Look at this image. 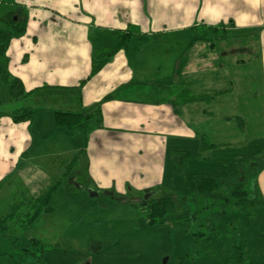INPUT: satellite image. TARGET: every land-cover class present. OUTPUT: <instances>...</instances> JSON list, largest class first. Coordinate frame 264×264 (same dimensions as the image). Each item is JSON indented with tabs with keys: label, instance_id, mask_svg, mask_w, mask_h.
<instances>
[{
	"label": "crops",
	"instance_id": "1",
	"mask_svg": "<svg viewBox=\"0 0 264 264\" xmlns=\"http://www.w3.org/2000/svg\"><path fill=\"white\" fill-rule=\"evenodd\" d=\"M10 7L6 19L20 12L24 31L0 55V75L18 80L25 93L68 90L64 111L98 106L100 117L86 135L66 130L49 143V176L44 154L34 150L37 113L31 109L19 122L14 113L1 117L0 188L16 175L20 159L21 189L30 200L57 184L50 202L78 162L93 194L183 191L176 187L173 152L188 154L197 168L209 159L225 165L232 145L218 138L223 130L236 134L233 121H240V143L250 158L264 154V0H12ZM218 31L224 35L216 37ZM120 34L129 38L117 48ZM95 64L102 65L93 72ZM182 92L207 99L174 103ZM78 138L81 146L72 144ZM202 142L214 147L201 151ZM244 157L229 163L237 166ZM261 175L264 169L256 179ZM256 184L264 199V180ZM67 191L70 205L75 198ZM0 260L12 261L5 253Z\"/></svg>",
	"mask_w": 264,
	"mask_h": 264
},
{
	"label": "rangeland",
	"instance_id": "2",
	"mask_svg": "<svg viewBox=\"0 0 264 264\" xmlns=\"http://www.w3.org/2000/svg\"><path fill=\"white\" fill-rule=\"evenodd\" d=\"M11 2L0 0V31H9L5 15L12 10ZM12 16L20 21V12ZM222 35L223 31L215 34L216 37ZM1 75L0 118L12 116L26 105L37 113L32 128L34 150L39 146L40 155L44 154L43 175L49 176L51 167L47 160L53 152L49 143L56 144L57 135L66 132L54 126L52 115L55 111L68 109L67 97L65 93H54L51 98L38 94L16 100L8 95L9 87L1 81ZM232 125L236 126V134L223 130L218 138L222 143L232 145L230 152L224 151L223 159H220L225 165H214L213 159H209L197 168L191 161H185L183 168L177 170L178 189L190 193L196 173L205 172L210 177L231 175L236 172V165L229 163L232 157L245 156L239 162L250 158L246 145L240 143V121H233ZM42 141L44 146L40 144ZM74 143L81 146V138ZM15 164L18 169L16 175L6 178L0 188V219L8 214L12 216L0 226V254L5 253L12 260L11 264H264V207L254 210L238 209L234 205L223 207L224 193L221 190L219 197L207 202L208 208L197 215L187 231L169 224L148 225L140 207L135 206L145 198V194L133 192L122 197L109 196L106 191L93 194L94 188L79 162L52 196L49 202L51 213L40 211L36 219L24 228L22 225L27 216L33 214L40 203L27 198L21 189L23 160L19 159ZM53 172L59 174L56 170ZM29 178L26 175V179ZM253 180L248 179L245 190L254 189ZM256 180H264V175ZM64 190L75 198L70 205L64 200ZM160 190L155 188L151 197L158 198L171 192ZM192 234H199V237ZM30 238L39 241L43 254L38 251L40 247L29 246Z\"/></svg>",
	"mask_w": 264,
	"mask_h": 264
},
{
	"label": "trees",
	"instance_id": "3",
	"mask_svg": "<svg viewBox=\"0 0 264 264\" xmlns=\"http://www.w3.org/2000/svg\"><path fill=\"white\" fill-rule=\"evenodd\" d=\"M7 24L11 25V30L7 32L0 31V55L4 53L10 38L13 35H18L24 31V26L21 22L18 20L15 21L11 15L8 19H6V25ZM128 38L129 36L127 34H120L118 36L117 48L124 47ZM101 65L95 64L93 72H96ZM1 73L2 80L9 87V95L15 99L19 97L26 98L29 95L38 94H41L45 98H51L54 93H65L64 95L66 96L68 92V90L65 89L42 88L25 93L18 80L9 81V77L3 71H1ZM204 99L206 100L207 98L192 97L189 96L187 92H182L176 97L174 103H192ZM97 107L98 106L94 109L85 110L79 113L55 111L54 124L59 128L67 130L68 132H77L79 134L86 135V133H88L92 128V125L99 122L98 119L100 117V113ZM17 112L18 114L14 113L12 116L14 122L28 120L32 111L31 108H22ZM212 147L214 146H208L202 142L200 150L204 151ZM172 159L177 167V170H181L185 161L188 160V154L173 152ZM263 169L264 154L239 162L236 166V172L231 175H224L220 177L195 175L192 178V191L190 193H185L181 190H174L171 191L169 195L158 198H154L149 195L148 197L141 199L135 206L140 207L148 225L169 224L176 229L187 231L191 223L196 220L197 215L208 208L207 202L214 200L215 197H219L218 195L221 190L224 193V197L222 198L224 201L223 207L234 205L238 209L243 210H254L264 207V199L256 184V177ZM252 178L254 179V189L247 191L245 190V184L248 179ZM56 187L57 184L50 188L44 197L36 200L38 201L37 204H40L35 208L33 214L28 216L26 215L27 221L22 225L24 228L28 227V225L36 219L40 211H51L48 207V203ZM251 194L253 195L252 198L250 197ZM10 219L11 215L0 219V226L1 223ZM192 235L194 237H199V234ZM29 243V246H38L37 242L34 240H31ZM38 248V251L43 254L42 246H38Z\"/></svg>",
	"mask_w": 264,
	"mask_h": 264
},
{
	"label": "water",
	"instance_id": "4",
	"mask_svg": "<svg viewBox=\"0 0 264 264\" xmlns=\"http://www.w3.org/2000/svg\"><path fill=\"white\" fill-rule=\"evenodd\" d=\"M149 195H150V193L145 194V198L148 197Z\"/></svg>",
	"mask_w": 264,
	"mask_h": 264
}]
</instances>
